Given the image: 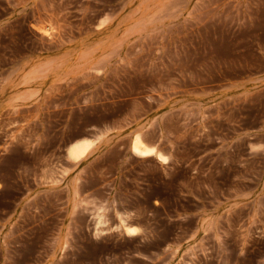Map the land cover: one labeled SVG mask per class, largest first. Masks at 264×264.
<instances>
[{
	"label": "rangeland",
	"instance_id": "1",
	"mask_svg": "<svg viewBox=\"0 0 264 264\" xmlns=\"http://www.w3.org/2000/svg\"><path fill=\"white\" fill-rule=\"evenodd\" d=\"M0 264H264V0H0Z\"/></svg>",
	"mask_w": 264,
	"mask_h": 264
},
{
	"label": "bare ground",
	"instance_id": "2",
	"mask_svg": "<svg viewBox=\"0 0 264 264\" xmlns=\"http://www.w3.org/2000/svg\"><path fill=\"white\" fill-rule=\"evenodd\" d=\"M86 145L78 143V144H72L71 145V149H70V153L71 155H75L78 153H81L85 150ZM133 151L138 153L139 155H143V156H147L150 155L151 152V148L146 147L141 141L140 139H135V141L133 142L132 145Z\"/></svg>",
	"mask_w": 264,
	"mask_h": 264
}]
</instances>
